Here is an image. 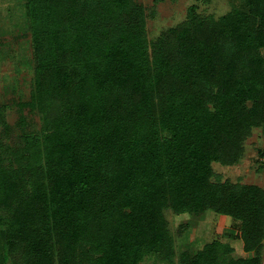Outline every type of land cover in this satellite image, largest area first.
<instances>
[{"label":"trees","instance_id":"obj_1","mask_svg":"<svg viewBox=\"0 0 264 264\" xmlns=\"http://www.w3.org/2000/svg\"><path fill=\"white\" fill-rule=\"evenodd\" d=\"M240 1L149 40L135 0H26L40 130L21 117L0 153V264H174L166 209L235 218L255 253L213 240L178 264H261L264 189L212 168L264 132V0Z\"/></svg>","mask_w":264,"mask_h":264},{"label":"rangeland","instance_id":"obj_2","mask_svg":"<svg viewBox=\"0 0 264 264\" xmlns=\"http://www.w3.org/2000/svg\"><path fill=\"white\" fill-rule=\"evenodd\" d=\"M144 8L146 33L149 40L162 31L173 27L186 18L188 9L194 6L199 15L221 16L232 8L242 7L240 0H135ZM264 54V49H263ZM35 61L32 51L30 21L26 0H0V153L23 144L19 121L24 119L26 129L38 134L40 119L30 105ZM243 155L234 164L212 163L214 179L235 183L256 184L264 189V132L254 127L243 141ZM14 152H20V151ZM8 152L4 153V157ZM164 215L173 237L178 264L183 250L194 252L206 243L217 240L230 248L224 259L253 257V251L243 249L240 237V221L230 216L207 211L193 216L189 213L175 214L166 209ZM186 224V227L179 228ZM158 256H146L141 264H159ZM5 264H16L11 257ZM261 264H264V240L261 249Z\"/></svg>","mask_w":264,"mask_h":264}]
</instances>
